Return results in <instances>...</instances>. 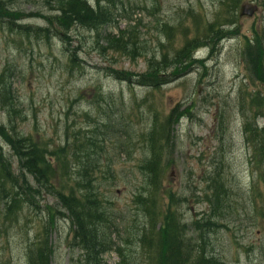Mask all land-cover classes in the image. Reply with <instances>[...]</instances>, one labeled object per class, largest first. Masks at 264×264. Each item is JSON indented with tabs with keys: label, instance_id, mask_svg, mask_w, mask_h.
<instances>
[{
	"label": "trees",
	"instance_id": "16d2710c",
	"mask_svg": "<svg viewBox=\"0 0 264 264\" xmlns=\"http://www.w3.org/2000/svg\"><path fill=\"white\" fill-rule=\"evenodd\" d=\"M52 1L54 5L49 6L52 14L45 15V25L38 27L19 23V15L0 1V26H14L16 23L14 34L32 36L36 42L48 43L56 38L64 52L65 69L69 72L80 69L69 34L77 35L79 41L82 36L78 32L86 30L97 39L96 43L100 35L105 44L103 51L109 50L133 59L141 55L145 46L138 31L140 20L134 22L130 19L134 24L129 22L126 27L116 30V34L99 31L109 27L117 18L127 19L125 13L143 11L154 16L159 12L157 0H95L93 6L89 0ZM242 2L220 0L219 9L210 22L189 9L179 12L175 25L167 21L158 23V30L163 33L166 43L156 42L160 52L146 60V70L132 73L109 68L111 77L130 88L158 90L168 85L188 73L193 65L201 63L193 58L195 50L201 47L213 50L218 42L235 35L236 12ZM262 11L264 15V1ZM177 34L180 43L176 45ZM239 55L247 72L245 81L256 82L263 87L262 90L248 91L242 85L236 97L237 108L245 117L243 141L250 146H246L250 150L249 162L255 169L251 195L243 200L235 198H240L244 192L242 194L240 188H232L222 157H217L218 153L214 152L209 172H203L204 188L195 200L204 204L207 210L186 222L182 205L187 200L177 192L162 193L166 169L171 164L174 150V129L183 107H177V104L162 115L149 109L148 128L136 133L137 140L145 148L138 165L144 186L133 198L144 223L133 244L131 242L132 248L126 253L116 240L117 216L105 206L92 174L103 155V144H113L118 141L113 140L117 134L129 130V114H134L136 109L122 113L119 108L122 95L114 98L113 94L96 87L92 105L102 117L99 120L94 118L93 127L86 130L87 135L78 145L49 147L43 141H36L31 134L18 131L17 124L23 123L25 116L17 108L10 78L5 72L0 74V107L7 123L0 124V226L6 228L21 221L27 225L29 222L24 217L26 210L37 220L34 240L31 237L23 243L26 264H50L53 251L49 234H56L62 221L68 222L71 229L69 245L79 250L77 264H105L103 255L110 251L118 254L117 264H222L215 236L222 229L228 231V220L236 217L239 211H244L247 201L251 213L264 215V123L260 124L264 120V23L258 29L254 28L250 39H245ZM145 99L146 96L142 101ZM112 115H116L114 122ZM223 132L220 121L215 130L214 140L217 143L222 144ZM72 157L77 162L72 161ZM75 163H78L77 166ZM43 191L55 199V207L40 206L37 202L36 198ZM137 247L138 254L135 251Z\"/></svg>",
	"mask_w": 264,
	"mask_h": 264
},
{
	"label": "rangeland",
	"instance_id": "374dc122",
	"mask_svg": "<svg viewBox=\"0 0 264 264\" xmlns=\"http://www.w3.org/2000/svg\"><path fill=\"white\" fill-rule=\"evenodd\" d=\"M0 1L19 15V23L32 27L44 26L43 17L52 14L49 6L54 5L52 0ZM93 1L89 0L95 4ZM219 1L157 0L159 12L154 16L143 11L125 13L127 19L117 18L109 27L99 31L116 34V30L126 27L129 22L134 24L135 20H140L138 31L145 46L141 55L133 59L109 50L103 51L105 44L100 35L96 43L97 39L86 30L78 32L82 36L79 41L77 35L69 34L72 37L71 48H75L80 65V69L71 72L65 69L64 52L56 38L48 43L36 42L32 36L14 34L16 23L14 26H0V74L5 72L10 78L17 108L25 116V121L17 124L21 133L31 134L36 141H43L49 147L78 145L87 135L86 130L93 127L94 118L99 120L102 117L92 105L96 87L113 94L114 98L121 94L123 101L119 108L122 113L136 109L134 114H129V130L117 134L113 140L118 141L113 144H103V155L92 174L105 206L117 216L116 240L125 253L132 248V241L144 223V217L134 205L133 198L144 186L138 165L145 148L137 140L136 133L148 128L149 109L157 110L162 115L177 104V107H183L174 129V150L171 164L166 169L162 193L177 192L187 200L182 205L186 222L207 210L204 204L195 200L204 188L203 172L209 171L214 152L218 153L217 157H222L232 188H240L242 194L244 192L240 198H235L243 200L251 195L255 169L249 162L250 150L243 141L245 117L237 108L236 97L242 85L248 91L263 89L256 82L245 81L247 72L239 55L245 39H250L254 28L258 29L264 23L263 0H243L245 4L254 1L258 11L252 17L238 19L236 37L218 42L213 50L199 49L196 57L201 63H196L188 73L158 90L130 88L110 75V70L145 71L146 60L160 52L156 42L166 43L163 33L158 30V23L167 21L175 25L179 12L189 9L210 22L219 9ZM35 14L40 17L33 16ZM174 43H180L179 34ZM145 96L146 99L142 101ZM2 109L0 107V124H7ZM115 116L112 115L113 122ZM220 121L224 129L222 144L214 140ZM4 151L9 154L6 148ZM70 159L77 162L73 157ZM36 200L40 206H56L55 199L44 191ZM243 209L245 212L241 210L236 217L228 220V231L222 229L215 236L222 264H264V215L251 213L248 201ZM29 212L26 210L24 213L29 222L27 225L21 221L6 228L0 226V264H26L23 243L31 237L34 240L37 226V220ZM55 232L49 234L53 251L50 264H77L80 254L69 245V223L60 222ZM135 251L140 253L138 247ZM103 260L105 264H117L118 254L110 251L103 256Z\"/></svg>",
	"mask_w": 264,
	"mask_h": 264
},
{
	"label": "water",
	"instance_id": "95a60500",
	"mask_svg": "<svg viewBox=\"0 0 264 264\" xmlns=\"http://www.w3.org/2000/svg\"><path fill=\"white\" fill-rule=\"evenodd\" d=\"M257 8L255 6L246 4L240 7L239 16H252L256 12Z\"/></svg>",
	"mask_w": 264,
	"mask_h": 264
},
{
	"label": "bare ground",
	"instance_id": "6f19581e",
	"mask_svg": "<svg viewBox=\"0 0 264 264\" xmlns=\"http://www.w3.org/2000/svg\"><path fill=\"white\" fill-rule=\"evenodd\" d=\"M79 251V250H78Z\"/></svg>",
	"mask_w": 264,
	"mask_h": 264
}]
</instances>
